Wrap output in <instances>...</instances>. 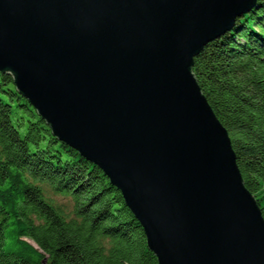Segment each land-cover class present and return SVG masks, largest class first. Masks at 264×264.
<instances>
[{
    "label": "water",
    "instance_id": "obj_1",
    "mask_svg": "<svg viewBox=\"0 0 264 264\" xmlns=\"http://www.w3.org/2000/svg\"><path fill=\"white\" fill-rule=\"evenodd\" d=\"M255 3L0 0V71L121 192L158 264H264L261 209L192 72Z\"/></svg>",
    "mask_w": 264,
    "mask_h": 264
},
{
    "label": "trees",
    "instance_id": "obj_2",
    "mask_svg": "<svg viewBox=\"0 0 264 264\" xmlns=\"http://www.w3.org/2000/svg\"><path fill=\"white\" fill-rule=\"evenodd\" d=\"M192 72L264 218V0L208 42ZM45 257L47 264H158L121 192L53 135L0 71V264Z\"/></svg>",
    "mask_w": 264,
    "mask_h": 264
},
{
    "label": "rangeland",
    "instance_id": "obj_3",
    "mask_svg": "<svg viewBox=\"0 0 264 264\" xmlns=\"http://www.w3.org/2000/svg\"><path fill=\"white\" fill-rule=\"evenodd\" d=\"M58 200L60 201V202H66L64 199H62V198H58Z\"/></svg>",
    "mask_w": 264,
    "mask_h": 264
}]
</instances>
